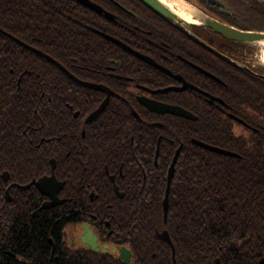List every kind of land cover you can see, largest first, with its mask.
Here are the masks:
<instances>
[{
	"label": "flooded vegetation",
	"instance_id": "1",
	"mask_svg": "<svg viewBox=\"0 0 264 264\" xmlns=\"http://www.w3.org/2000/svg\"><path fill=\"white\" fill-rule=\"evenodd\" d=\"M91 1L102 8V12H97L83 5L98 15L94 26L88 25L87 28L103 39V47L97 52L102 58L97 64L80 67L83 75L73 72L69 66L55 58L52 54L55 43L51 42L47 46L43 40L45 26L38 27L39 32L32 36L31 41L24 38L26 32L24 25L21 26L20 36L13 35L0 27L2 29L0 33L15 40L19 45L17 50L8 47L1 49L2 54L18 53L21 61H23V54L26 50L37 56L36 63L31 65L33 69L31 74L34 77L32 101L36 105L32 130L27 133V129L4 128L7 134L0 133V142L3 140L6 142L3 147L0 145V264H74V259L81 261L77 264H83L84 260L92 255L103 259L102 254H107V257L114 259V264H129L120 257L119 250L123 246L130 248L106 239L100 231L98 221H93L96 215L92 214V222L72 223L71 218L73 214L82 216L89 213L82 203H75L74 199L83 197V199L88 198L93 201L114 196L123 198L129 195L131 190L137 191L140 188L138 182L140 179H129L126 177L127 174H124V172L130 173V170L125 169L124 163H120V157L126 156L124 159L130 162L131 170L137 168V161L133 159L140 160L139 164L142 167L150 164L153 155L151 127L163 128L166 117L169 115L155 113L157 117L153 119L152 113L154 112L148 110L141 103V99L149 98L177 104L167 100L165 94L168 92L152 91L167 86L181 87L184 85L183 81H186L203 90L204 93L193 87L174 92L194 89L204 95L210 103L228 106L220 95L207 91L200 85L201 74L213 81L225 83L224 78L216 73L217 58L215 55L222 56L236 66L250 71L253 75L264 76L252 66L251 69L247 68L249 65L242 60L239 52L241 48L234 54L219 43L222 50L219 49L216 41L207 38V33L213 30L200 25L204 18L203 14L228 24L222 14H231L229 8L227 11L230 13H226L206 0H185L190 4L186 13L192 19L180 16L188 21V24L183 23L185 26L182 24L184 26L182 28L142 0ZM220 1L227 5L224 1ZM162 2L177 15L182 12L177 5L168 0ZM48 28L52 34L54 26L50 24ZM105 35L112 36L141 55L152 58L174 74L181 75L183 80L139 58ZM220 36L222 35L218 34V38ZM201 39L217 51L204 45ZM225 40L228 39L225 38ZM21 42L51 56L67 71L27 48ZM108 42L110 46H106ZM219 42H221L220 39ZM237 43L233 41L231 44ZM238 45L241 46V43ZM219 61L223 66L222 70L219 68L220 71L224 75H230L227 79L236 80L238 77L235 70L237 69L229 62L227 64L225 60L220 59ZM0 67L8 66L2 64ZM18 67L20 70L17 74H14V69L10 68L15 79L9 86L11 90L9 93L11 94L16 88L14 93L19 92L22 95L21 80L29 70L25 69L24 64ZM159 73L168 78L167 84H160L152 78L155 74L160 76ZM79 80L93 83L99 88L83 85ZM102 86L108 88L110 92L101 89ZM207 93L221 98L223 102L211 101ZM108 97L109 102L104 110L96 118L88 120ZM46 110H48L47 115ZM134 125L143 126L140 128L137 144L134 142V136H131V142L128 140L129 135L133 133ZM154 133L157 136L155 165L163 168L166 162L161 161L160 163L158 157L160 142L167 137L164 132L154 131ZM111 134L114 138V146L111 152L105 155L107 157L112 155L113 158L110 162H105L101 158L105 144L103 142ZM181 145L183 146L182 143L179 146ZM78 156L80 159L77 158ZM41 163L45 164L42 170L40 169ZM73 164L85 167L77 173L76 186L72 183ZM103 170L108 175L111 187L106 185L107 182L102 176ZM153 172L156 177H159L158 170H153ZM50 176L64 183L63 189L58 193L59 199L64 200L61 203L51 204L52 197L43 194L34 184V181ZM148 194L158 195L152 191ZM135 196L148 195L139 192ZM105 223L110 226V222L105 221ZM58 227L61 228L59 239H57ZM89 230H92L96 237L95 240L91 235L88 237ZM112 232L113 230H110L109 234ZM84 237L89 238L92 245L95 243V247L89 242L86 243L83 240ZM164 242L170 247L172 264H174L172 246ZM130 251V264H135L136 259L131 249ZM167 252V248L162 250L163 254L167 255ZM176 264H184V262L181 260L178 263L176 260Z\"/></svg>",
	"mask_w": 264,
	"mask_h": 264
},
{
	"label": "trees",
	"instance_id": "2",
	"mask_svg": "<svg viewBox=\"0 0 264 264\" xmlns=\"http://www.w3.org/2000/svg\"><path fill=\"white\" fill-rule=\"evenodd\" d=\"M222 1L231 11V14H222L228 24L242 30L264 31V0ZM97 16L77 0H0L2 29L20 36L21 26L24 25V38L31 41L32 36L39 32L38 27L45 26V45L55 43L52 54L78 75H83L80 67L97 64L102 58L97 52L103 47V39L87 28L88 25L94 26ZM50 24L54 26L52 34L48 28ZM207 38L218 45L221 43L234 54L240 48L241 55L245 51V46L231 44L233 41L222 36L218 38L214 32H208ZM106 46H110L109 42ZM7 47L17 50L19 45L0 33V65L8 66L0 67V133L7 134L4 128H22L29 133L36 114V105L32 101L34 77L31 65L36 63L37 56L26 50L21 61L18 53L2 54L1 49ZM218 48L222 50L220 45ZM215 56L216 73L224 78L225 83L201 74L200 85L220 95L229 107L210 103L194 89L166 93L168 101L192 111L198 120L168 115L163 128L152 126L153 155L146 167L139 164L140 160L133 159L137 161V168L131 170L130 162L124 159L126 156L120 157V163L130 170V173L124 174L129 179H140V188L131 190L123 198L74 199L75 203H82L89 213L82 216L73 214L72 223L92 222V214L96 215L93 221H98L102 235L128 246L137 264H172L170 247L157 234L164 229L172 238L178 263L182 260L184 264H258L264 258V76L253 75L222 56ZM220 59L237 69H233L238 77L236 80H228L230 75L220 71L223 68ZM21 64L29 70L21 80L23 93H14V88L10 94L9 86L15 79L10 68L17 74ZM256 69L264 75L263 68ZM152 78L160 84H167L168 81L163 74H155ZM152 114L155 119L156 114ZM133 128L128 140L134 136L137 144L143 126L134 125ZM154 131L164 132L167 137L160 142L158 157L160 163L166 162L163 168L155 165L157 136ZM194 138L231 150L239 156L203 148L191 141ZM113 139L111 134L103 142L101 158L105 162L113 158L112 155H105L111 152ZM5 143L3 140L0 145L3 147ZM181 143L183 146L171 182L165 221L163 200L168 169ZM77 158L80 159L79 156ZM44 167L45 164L41 163L40 169ZM72 169V183L76 186L77 173L85 167L73 164ZM153 170H158L159 177ZM102 176L106 185L111 187L105 170ZM138 191L148 196H135ZM150 191L158 195L151 196L148 194ZM105 221L110 222V226ZM60 230L58 227L57 239ZM110 230H113L112 234H109ZM164 248L168 250L167 255L162 253ZM102 256L103 259L92 255L83 264H114V259L107 254ZM77 263L81 261L74 259V264Z\"/></svg>",
	"mask_w": 264,
	"mask_h": 264
},
{
	"label": "water",
	"instance_id": "3",
	"mask_svg": "<svg viewBox=\"0 0 264 264\" xmlns=\"http://www.w3.org/2000/svg\"><path fill=\"white\" fill-rule=\"evenodd\" d=\"M82 5H85L97 12H102V8L100 6H98L96 3L92 2L91 0H78ZM143 2H145L148 6H150L151 8H153L155 11H157L158 13H160L161 15H163L164 17H166L167 19L171 20L172 22H175L177 25L181 26L182 28H184V24H188V21L182 19L180 16H178L171 8H169L165 3H163L161 0H142ZM208 3L212 4V5H216L218 7L221 8L222 12H226V13H230L228 12V8L227 6L221 2L220 0H206ZM203 14V13H202ZM202 21L200 23V25L202 27L205 28H210L213 30V32H216L220 35H222L224 38L228 39V40H232L241 44H254L255 42H260V41H264V31H245V30H241L239 28H236L234 26H231L229 24L223 23L217 19L208 17V15L203 14ZM184 26H183V25ZM0 30L2 31V29L0 28ZM108 39L114 41L116 44L121 45L122 47H124L125 49H127L128 51L136 54L139 58L153 64L154 66H156L157 68L164 70V72L168 73L169 75H172L173 77L179 79L181 78V80H183L182 76L179 74H174L170 69L159 65L157 62H155L152 58L148 57V56H144L141 55L140 53H138L137 51L133 50L132 48H130L129 46H127L126 44H124L123 42H121L120 40L109 36V35H105ZM201 42L210 47L211 49L217 51L213 46H211L210 44H208L206 41L201 39ZM21 44H24V46H26L27 48L31 49L34 52H37L39 54H41L42 56L46 57L48 60L54 62L55 64L59 65L63 70L67 71L64 66L62 64H60L57 60H55L54 58H52L51 56H48L46 54H44L43 52L37 50L36 48L29 46L28 44L21 42ZM224 55V54H222ZM248 69H251V66L249 65V67H247ZM74 78H76L74 76ZM77 79V78H76ZM78 80V79H77ZM80 81V80H79ZM83 85L89 86V87H94V88H99L98 85H95L93 83L90 82H84V81H80ZM184 85L181 87H177V86H167L164 88H159L157 90H153L152 92H169V91H177V90H183L186 89L188 87H193L196 90H199L200 92L204 93L203 90L194 87L192 84L183 81ZM103 90H108L110 92V90L104 86L100 87ZM206 94V92H205ZM208 94V93H207ZM208 96H210L211 101L217 100L220 102H223V100L221 98H217L214 96H211L210 94H208ZM109 102V97L105 100V102L89 117L88 120H92L94 118H96L100 112H102L104 110V108L106 107V105ZM141 103L143 105L146 106V108L148 110H150L151 112L157 113V114H169V115H175V116H179V117H183V118H187V119H192V120H197L198 116L196 114H194L193 112L189 111L188 109L178 105V104H171V103H166V102H161V101H157L154 99H149V98H144L141 99ZM195 144L209 149L211 151L220 153V154H224V155H229V156H239L236 152H233L231 150L222 148V147H218V146H214L211 144H208L206 142H203L201 140L198 139H193L192 140ZM181 147H178V149L176 150V153L174 155L173 161L169 167V171H168V181H167V188H166V193H165V197L163 200V209H164V218L165 221L167 219L168 216V209H169V194H170V188H171V182L172 179L174 177V173H175V166H176V162L178 159V156L181 152ZM113 179V177H112ZM34 184L40 189V191L47 195L52 197L53 202L51 204H55V203H61L64 200H60L58 193L61 189H63L64 187V183L63 182H59L54 176H50V177H43L40 178L38 181H34ZM116 191H118V188L116 187ZM49 206V205H46ZM160 238L163 239L164 241H166L167 243H169L172 248H173V256H174V264H176L175 261V248H174V244L172 242V239L170 238V235L168 233L167 230H164L161 233H158ZM89 235L93 236V239L95 240V235L93 234L92 230L88 231V237ZM89 239V238H88ZM88 239H85L84 237V241L87 243L89 242ZM93 240V241H94ZM89 244L92 245L91 242H89ZM93 247H95V243L92 245ZM120 257L122 259H124V261L126 263L130 264V256H131V251L126 248L125 246L120 248ZM258 264H264V258H262Z\"/></svg>",
	"mask_w": 264,
	"mask_h": 264
},
{
	"label": "rangeland",
	"instance_id": "4",
	"mask_svg": "<svg viewBox=\"0 0 264 264\" xmlns=\"http://www.w3.org/2000/svg\"><path fill=\"white\" fill-rule=\"evenodd\" d=\"M171 3H175V5L180 7V11L187 12V9L190 8V4L185 0H168ZM183 2V3H182ZM185 3V4H184ZM180 4V5H178ZM185 5V6H184ZM192 19V17H190ZM250 50L247 53V59L252 63L257 65L258 67H264V43L255 42L254 44H250L248 47Z\"/></svg>",
	"mask_w": 264,
	"mask_h": 264
},
{
	"label": "bare ground",
	"instance_id": "5",
	"mask_svg": "<svg viewBox=\"0 0 264 264\" xmlns=\"http://www.w3.org/2000/svg\"><path fill=\"white\" fill-rule=\"evenodd\" d=\"M163 1V0H162ZM183 3V2H182ZM168 4H170V3H168ZM173 4H175V3H173ZM185 4V3H184ZM178 5H180V4H178ZM185 6V5H184ZM179 7V6H178ZM180 8V7H179ZM179 10V9H178ZM181 10V9H180ZM183 11V10H182ZM178 15L179 16H181V17H185V18H190L191 16H189L188 15V13H186V12H180V13H178ZM260 43H264V41H260Z\"/></svg>",
	"mask_w": 264,
	"mask_h": 264
}]
</instances>
